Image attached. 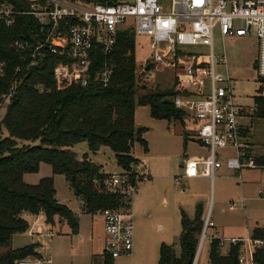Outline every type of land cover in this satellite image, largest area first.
Here are the masks:
<instances>
[{
	"label": "built area",
	"instance_id": "1",
	"mask_svg": "<svg viewBox=\"0 0 264 264\" xmlns=\"http://www.w3.org/2000/svg\"><path fill=\"white\" fill-rule=\"evenodd\" d=\"M28 9H22L7 0H0V21L11 27L17 16H34L40 28L36 38L18 37L12 47L22 65L31 67L49 53L56 54L53 77L56 88L72 85L108 86L115 66L114 50L121 31L134 30L136 35L149 37V52L137 77L153 78L154 72L147 68L173 67L183 82L194 84L197 95L176 94V108L199 122L196 135L207 147L208 156L186 157L182 167L184 176H209L226 166L234 172L259 167L256 155L249 143V126L241 122L246 109L234 95V83L230 75L218 70L227 67L225 49L220 53L215 48V31L227 36H254L258 42L255 69L264 83V0H171L168 7L160 0H25ZM207 46L210 53H189L188 46ZM4 63L0 62L3 72ZM20 65L17 70H21ZM227 70V69H226ZM207 76L211 92L199 97V77ZM141 82V80H140ZM11 87L4 96L6 104L14 93ZM233 148L234 154L225 156L220 150ZM219 151V152H218ZM202 167L203 169H200ZM180 176L176 178L180 182ZM150 174H139L132 169L107 175L103 181L106 192L121 198L120 205L104 208L96 213L103 219V254L115 257L132 255L135 249L134 198L138 194V183L149 180ZM258 195L264 200V184ZM81 207L85 201L79 198ZM240 201L246 202V197ZM235 206L238 201L232 200ZM94 213V214H96ZM38 219H36V222ZM215 222L207 214L198 245L195 263L207 236ZM51 236L55 233L51 229ZM222 254L239 246L238 264H257L256 253L264 247V240L253 236L217 237ZM50 262V261H49ZM38 259L23 258L16 264H41Z\"/></svg>",
	"mask_w": 264,
	"mask_h": 264
},
{
	"label": "trees",
	"instance_id": "2",
	"mask_svg": "<svg viewBox=\"0 0 264 264\" xmlns=\"http://www.w3.org/2000/svg\"><path fill=\"white\" fill-rule=\"evenodd\" d=\"M22 9H28L25 0H7ZM38 20L30 14H20L7 27L0 21V104L12 86L14 93L0 120V128L7 134L0 138V264H16L19 259L38 256L37 244L14 248L13 236L25 232L29 223L25 213L43 212L48 222L55 217L66 221L72 234L79 233L77 215L56 197L53 176L42 178L37 184L25 182L24 175L37 172L42 162L52 166L54 174H63L78 198L85 201L84 213L94 214L108 207L120 205L121 198L106 192L103 181L107 174L102 167L80 161L71 149L87 141L92 151L109 146L116 154L118 164L125 170L137 162L132 154L136 142L149 151L144 138L146 127L136 121L138 105L150 107L154 118L169 122L181 120L183 111L175 107L173 97L187 92L179 82L168 90L148 91L136 73V33L124 30L118 35L114 57L116 66L108 86L72 85L56 88L53 77L56 54H48L35 66L22 65L12 47L18 37L36 38ZM21 70H17L19 66ZM142 90V91H141ZM258 114L264 118V96L255 98ZM40 140L38 145H22L19 141ZM259 166H264V155H256ZM180 253L163 243L159 264H194L200 236L204 227L203 208L196 207L194 217L182 214ZM253 236L264 240V228L256 227ZM240 248L234 246L224 255L219 240L212 239L207 264H238ZM101 264H115L114 258L102 254ZM102 256V257H103ZM257 264H264V247L256 253Z\"/></svg>",
	"mask_w": 264,
	"mask_h": 264
},
{
	"label": "rangeland",
	"instance_id": "3",
	"mask_svg": "<svg viewBox=\"0 0 264 264\" xmlns=\"http://www.w3.org/2000/svg\"><path fill=\"white\" fill-rule=\"evenodd\" d=\"M170 2L171 0H160L166 7ZM215 48L217 53L224 49L226 51L227 67L219 65L218 70L235 80L234 95L238 103L246 109V115L241 118V122L249 126L247 130L250 132L251 151L255 155H264V118L259 116V107L255 102L257 96H264V83L255 69L257 39L254 36L225 37L216 30ZM185 49L189 53L204 55L210 53V48L203 45L188 46ZM148 52L149 37L137 35L136 73L143 67V63L140 62H143ZM147 68L155 74L153 78L140 79L148 91L168 90L179 82L182 88L187 90L182 94L197 95L195 85L181 81L175 68L164 66L155 69L151 65H147ZM198 80V96L207 97L211 92L209 77L201 76ZM6 110L7 104L0 106V120ZM182 116L181 120L169 122L166 119L154 118L147 105H138L136 108V121L147 129L143 136L148 142L149 151L145 152L136 142L132 154L137 158V162L133 163L130 169L139 174L153 175L155 186L149 190L145 189L147 181L139 184L140 193L134 198L136 211L134 253L115 257V264H159L160 247L163 243L173 246L179 254L182 214L194 217L198 205L203 208V217L210 213L216 226L208 229L196 264L209 262L210 236L213 233L219 236H247L257 226L264 228V200L258 195L259 188L264 184V166L256 169L247 168L239 173L223 166L216 171L214 180L205 175L184 176L185 171L180 165L186 155H208L209 152L195 139L199 122L185 113ZM6 134V130L0 128V138ZM24 144L38 145L40 140L19 141V146ZM71 149L80 161L87 159L101 166L107 175L122 173L125 170L118 164L116 154L109 146L104 145L97 151H92L89 143L82 141ZM225 152L226 158L233 152V148H227ZM179 175L183 176H180V182H177L176 178ZM47 176L54 177L59 202L67 205L77 215L80 223L79 234H72L68 224L60 220V217H55L54 223H51L43 212L38 214L28 212L25 218L29 228L25 232L16 233L12 245L23 247L30 243L37 244L38 256L34 258L40 260L41 264H101L104 260L102 217L97 213L92 215L84 213L80 200L66 176L54 174L49 163L42 162L40 169L37 172L26 173L24 180L30 184H37ZM146 191L150 193H147L148 196H145ZM243 197H246L245 204L240 201ZM232 200L238 203L233 206ZM36 218H39L37 222ZM51 229L55 233L54 236L49 233Z\"/></svg>",
	"mask_w": 264,
	"mask_h": 264
},
{
	"label": "crops",
	"instance_id": "4",
	"mask_svg": "<svg viewBox=\"0 0 264 264\" xmlns=\"http://www.w3.org/2000/svg\"><path fill=\"white\" fill-rule=\"evenodd\" d=\"M138 123V122H137ZM197 131V130H196ZM195 139H197L198 140V138H197V135H196V132H195ZM199 142H200V140H198ZM201 143V142H200ZM201 145H203L202 143H201ZM204 146V145H203ZM204 147H206V146H204ZM207 148V147H206ZM226 150V149H225ZM225 150L222 152V154L224 155V154H227L226 152H225ZM232 154H234V150H233V152L232 153H230L229 155H232ZM228 155V156H229ZM208 155L207 154H195V155H191V156H185L184 158H186V157H201V158H206ZM181 166V168H183L182 167V164L180 165ZM184 170V169H183ZM150 176H151V178L149 179V180H145V181H147V182H145V183H148V184H146V186H145V189H152V188H154V186H155V180H154V176L153 175H151L150 174ZM179 176H183V175H179ZM141 182H144V181H141ZM141 182H139L138 183V189H139V191H138V194L137 195H139V193H140V186H139V184L141 183ZM144 189V188H143ZM142 190V189H141ZM148 190V191H149ZM144 191V190H143ZM148 191H146V195L145 196H148V194H150V193H148ZM148 193V194H147ZM136 195V196H137ZM142 195V194H141ZM135 209V208H134ZM25 214H29L28 212L27 213H25ZM135 216H136V211H135ZM24 217H25V215H24ZM204 218V217H203ZM206 218V217H205ZM205 218H204V220H205ZM36 219H39V218H36ZM63 222H66V221H63ZM67 223V222H66ZM68 224V223H67ZM68 226H69V224H68ZM215 226H216V224H215ZM214 226V227H215ZM136 228V227H135ZM69 230H70V232L72 233V230H71V228H70V226H69ZM79 232H80V223H79ZM250 233H252V232H250ZM249 233V234H250ZM79 234V233H78ZM213 235H215V236H217V237H222V236H224V237H231V236H225V235H221V236H219V235H217V234H214L213 233ZM232 236H244V235H232ZM30 244H32V243H30ZM103 244H104V239H103ZM14 247V246H13ZM14 248H17V247H14ZM134 253V252H133ZM102 254H103V250H102ZM49 264V263H48ZM207 264V263H206Z\"/></svg>",
	"mask_w": 264,
	"mask_h": 264
},
{
	"label": "water",
	"instance_id": "5",
	"mask_svg": "<svg viewBox=\"0 0 264 264\" xmlns=\"http://www.w3.org/2000/svg\"><path fill=\"white\" fill-rule=\"evenodd\" d=\"M194 263H195V261H194Z\"/></svg>",
	"mask_w": 264,
	"mask_h": 264
}]
</instances>
